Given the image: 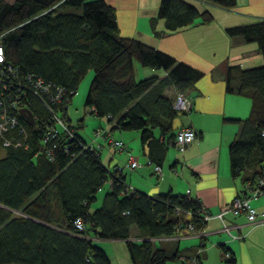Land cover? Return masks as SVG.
Listing matches in <instances>:
<instances>
[{
    "label": "trees",
    "instance_id": "16d2710c",
    "mask_svg": "<svg viewBox=\"0 0 264 264\" xmlns=\"http://www.w3.org/2000/svg\"><path fill=\"white\" fill-rule=\"evenodd\" d=\"M203 1L225 9L237 5L236 0ZM157 19L165 20L168 35L210 24L214 17L187 0H161L157 18L151 21L155 36L160 34ZM226 33L255 42L264 59V19L232 26ZM1 35L5 64L67 89L69 99L61 111L69 120L71 101L86 75L94 71L84 107L96 118L109 119L118 130L140 132L149 162L163 166L174 147V119L183 113L165 91L172 86L186 94L204 78L203 70L137 38L122 37L116 8L106 0H0ZM137 61L143 68L168 74L137 81ZM226 76L227 92L248 97L252 106L246 119H226L240 128L228 146L229 161L232 177H239L246 186L257 183L264 168V64L244 69L227 66ZM30 101V109L17 116L27 139L18 136V129L0 137L4 150L0 157V264H112L101 242L114 239L126 241L133 264H173L183 250L170 252L154 241L176 235L178 228L183 237L198 235L203 244L199 233L206 227V209L198 200L188 195L130 192L118 167L111 170L104 165L102 146L83 150L69 145L66 152V141L61 139L56 159L48 158L43 136L52 113L36 96ZM83 126L78 120L76 136L88 144L79 133ZM4 138L11 139L10 146H4ZM17 142L22 145L15 146ZM111 178L112 186L104 189ZM101 190V204L93 209ZM77 219L83 221L84 230L76 228ZM134 226L139 236L132 239ZM219 248L225 264H237L232 249L223 243ZM192 257L202 264L200 253L182 259L187 262Z\"/></svg>",
    "mask_w": 264,
    "mask_h": 264
},
{
    "label": "crops",
    "instance_id": "0c3cea01",
    "mask_svg": "<svg viewBox=\"0 0 264 264\" xmlns=\"http://www.w3.org/2000/svg\"><path fill=\"white\" fill-rule=\"evenodd\" d=\"M106 1L116 8L118 27L122 37L137 38L205 72L204 78L195 83L185 94L192 100V110L183 112L174 119L175 132L183 127H192L197 131L194 143L184 153L180 152L181 157L173 156L168 151L161 166L162 176L159 177L155 174V164L149 162L148 147L143 146L141 142V145L136 143L140 140L139 134H123L122 130L116 129L115 124L108 119L110 140L112 136L115 137L120 132L119 138L113 139H122L126 144V150L121 151L120 155L114 153L111 145L112 158L110 159L112 160L110 161H112L113 169L123 166L122 175L125 181L136 191L144 192L148 196L169 193L188 195L198 200L210 213L217 214L222 206L229 204L245 191V185L240 178L232 177L228 150V146L234 141L240 128L226 119H246L252 107L248 97L227 92L226 68L227 66H239L242 69L254 68L264 64L263 56L255 42L247 43L239 37L230 38L226 29L235 25L248 24L253 22L254 18L263 20L264 0H236L237 5L231 9L203 0H187L201 12L210 11L214 20L210 24H199L165 35L168 26L164 19H157L155 26L160 33L157 36L154 35L151 21L157 18L161 0ZM231 20L239 23H231ZM217 22L221 23L220 30L214 27L218 24ZM162 71L154 76L160 78L167 76L168 72ZM165 95L176 99L180 94L170 86L165 91ZM84 109L85 114L86 109L90 112L89 108ZM73 112L71 111V115L76 117L77 113ZM79 117L77 118L84 125L86 117L83 114ZM155 132L157 135L160 133L158 130ZM169 137V135L166 136L167 139ZM127 138L131 141L127 142ZM131 157L140 165L138 168L131 170L125 166ZM102 192L104 190L100 191L96 202L98 206L102 201ZM251 202L258 213L264 212V195ZM224 223L229 227L231 235L223 230L224 225L220 219L211 218L203 231V244L197 235L178 239V242L187 241V245L185 244L182 248L179 246L183 252L178 260L182 264H188L182 258H189L200 253L202 264H210L213 258L214 260L211 261L214 264H225L219 256V245L223 243L233 250L237 264H264V225H250L244 213L225 215ZM131 235L132 239L137 238L138 229L132 228ZM115 241L120 240H104L103 242L114 243ZM215 255L219 258V262Z\"/></svg>",
    "mask_w": 264,
    "mask_h": 264
},
{
    "label": "built area",
    "instance_id": "2783aa9c",
    "mask_svg": "<svg viewBox=\"0 0 264 264\" xmlns=\"http://www.w3.org/2000/svg\"><path fill=\"white\" fill-rule=\"evenodd\" d=\"M2 35L0 36V137L2 138L5 133L18 129V136L24 140L27 139L26 128L22 127L18 115L22 110L28 111L31 105V96L34 95L39 98L42 104H45L50 112L52 113V123L48 125L44 133L43 148L45 154L48 158L54 161L55 152L60 144L61 139H65L64 147H66V152L69 151V145L76 147L80 146L83 150L94 149L101 147L99 143L96 144L95 141L88 144L82 143L79 136H76L77 122L74 123L69 120L67 115L61 111L63 103L65 100L69 99V93L65 87L59 86L57 84L46 82L43 78H40L34 74H22L19 69L13 67L12 65L5 64L6 54L1 41ZM71 95L74 93L70 92ZM175 108L180 112H190L192 109V100L189 99L185 94H180L176 97ZM36 116V115H35ZM34 116V117H35ZM97 138H102L107 141L108 144L112 145L115 151L126 150V144L122 139L120 140H110L109 132L105 130L98 129L95 131ZM197 138V131L192 127H183L177 130L176 135L173 139L174 146L179 152L184 153V151L194 143ZM11 139L4 138V146H10ZM21 142L15 143V146H21ZM96 145V146H95ZM131 170L138 168V162L131 157L129 162L125 165ZM155 174L159 177L162 176V167L155 165ZM262 175L257 180V183L247 184L245 186V191L239 197L234 198L229 204L222 206L217 214H212L205 210L203 212V218L205 222H208L211 218L220 219L224 225L223 230L228 232L229 227L224 223V217L228 214L240 215L245 214L250 225L262 226L264 225V212L258 213L256 209L252 206V200H256L264 195V168L262 169ZM118 171H123V166L118 167ZM117 177V176H115ZM113 179L111 178L106 184L109 187L112 186ZM128 190L130 192L136 191L133 187L127 184ZM190 215V213H189ZM76 228L81 231L84 230L83 221L77 219L75 222ZM193 229V226H188ZM181 230L178 228L177 234L171 237L164 238L163 240H176L183 237ZM199 234H202L200 232ZM198 236V235H197ZM233 236V235H232ZM199 237V236H198ZM236 238L235 236H233ZM188 264H200L198 258L192 257L187 261Z\"/></svg>",
    "mask_w": 264,
    "mask_h": 264
},
{
    "label": "rangeland",
    "instance_id": "374dc122",
    "mask_svg": "<svg viewBox=\"0 0 264 264\" xmlns=\"http://www.w3.org/2000/svg\"><path fill=\"white\" fill-rule=\"evenodd\" d=\"M254 19L256 20V18H254ZM255 20H252V21L254 22ZM219 21H221V19ZM235 21L231 20V23H234V24L239 23V22H235ZM253 22H250V23H253ZM217 23L218 24H216L214 27L216 29L220 30L219 24H221V23H219V22H217ZM250 23H248V24H250ZM235 26H239V25H235ZM135 69H136L135 70V80H137V81L141 80V79L149 78L151 76H154L155 74H158L159 72H163L162 71L163 69L162 70L161 69L155 70L152 68H148V69L143 68V67H141V65L139 64L138 61L135 62ZM93 77H94V71L90 70V72L86 75L85 79L82 81L83 83L78 88V90L76 92L77 94L75 95L72 103H70L71 105L69 106L68 113H69V115H71V111H74L73 113H77L76 114L77 116L74 115L76 117H73L71 115L72 121L74 123H76L78 120H80L77 118V117H79L80 114L81 115L83 114V116L86 117V120L84 123L85 128L82 130H79V133L86 138L87 143L88 142L92 143L93 141H95L96 144L99 143L103 146L102 150H101L102 161H103L105 166H108L109 168H111V170H113L112 161H110V160H112V159H110V158H112L111 145L108 144L107 141L105 142V140H103L102 138H97L95 135V131H97L98 129L105 130V131L109 132V124L107 122V119L106 118H98V117L96 118L93 114H90L88 109H86V114H85V109H84L85 103L84 102L86 100L87 90L91 84V80L93 79ZM100 126H102V127H100ZM122 133L123 134L137 133V134H139V137H140V133H138L137 131H132V130H130L129 132L128 131H122ZM113 134L115 135V133H113ZM119 135H121L120 132H118L115 137L112 136V139L113 138L114 139L119 138L118 137ZM126 140H127V142L131 141V139H128V138ZM136 143L139 145L140 140H138ZM120 152L115 151L114 153L116 155H120ZM169 153L172 154L173 156L176 155L179 157H181V155H182L174 147H171V149L169 150ZM3 154H4V150H2L0 148V157H2ZM104 187L107 190L109 185L106 184ZM99 206L97 203H95L93 205V209L98 208ZM133 228H136V227L134 226ZM133 235H134V233H133ZM174 241H176V240H167V241L156 240L154 243H155V246H162L165 249H168L170 252L176 250L179 246H180V248H182L185 244L187 245V241H183V242L182 241L181 242H174ZM101 246H102V248H104L106 250V252H108L112 264H133L132 261H130L129 251H127V246H126L125 240L124 241H122V240L115 241L114 243H110V242L104 243L103 242L101 244ZM215 257H216V255H215ZM211 260H214V258ZM211 260H210V264H214ZM216 260L219 262L218 257H216ZM173 264H182V263L180 262V260H178L177 262H175Z\"/></svg>",
    "mask_w": 264,
    "mask_h": 264
},
{
    "label": "water",
    "instance_id": "95a60500",
    "mask_svg": "<svg viewBox=\"0 0 264 264\" xmlns=\"http://www.w3.org/2000/svg\"><path fill=\"white\" fill-rule=\"evenodd\" d=\"M20 114H21V115L25 114V111L22 110V111L20 112Z\"/></svg>",
    "mask_w": 264,
    "mask_h": 264
}]
</instances>
